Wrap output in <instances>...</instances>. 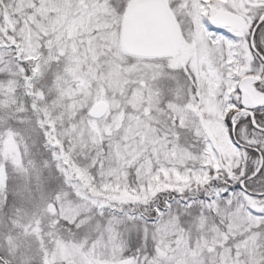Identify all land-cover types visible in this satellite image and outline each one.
<instances>
[{"label": "snow or ice", "instance_id": "snow-or-ice-1", "mask_svg": "<svg viewBox=\"0 0 264 264\" xmlns=\"http://www.w3.org/2000/svg\"><path fill=\"white\" fill-rule=\"evenodd\" d=\"M0 264H264V0H0Z\"/></svg>", "mask_w": 264, "mask_h": 264}]
</instances>
